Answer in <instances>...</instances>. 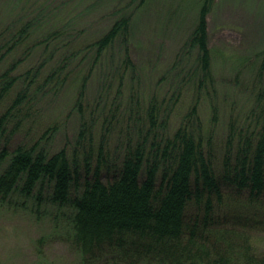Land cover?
Instances as JSON below:
<instances>
[{
	"label": "trees",
	"instance_id": "trees-1",
	"mask_svg": "<svg viewBox=\"0 0 264 264\" xmlns=\"http://www.w3.org/2000/svg\"><path fill=\"white\" fill-rule=\"evenodd\" d=\"M121 1L81 0L79 7L84 11L79 14L71 15L65 10L53 17L49 11L40 10L39 18L33 12L17 19H12L16 7L11 3L12 10L0 21V108L22 78L16 72L35 49L27 43L40 35L41 26L48 31L43 38L46 46L71 35L61 53V64L41 63L27 71L25 76L31 84L0 113L1 201L20 197L24 200L21 205L35 200L38 208L45 201L68 204L70 215L55 216L53 230H65L75 247L78 264H96L116 256L142 264H264V253H257L252 243L247 241L236 252L233 242L214 237L212 231V225L219 222L217 206L223 200L224 189L230 187L247 193L248 202L236 208L233 215L241 225L251 228L264 224L258 209L264 202V47L255 49L252 56L245 55L241 59L244 68L236 73L238 80L244 79V69L252 73L254 78L249 81L254 101L246 108L244 125L234 121L230 124L226 146L231 154L225 155L221 170L215 169L206 150L207 145L212 146L213 135L205 139L199 101L171 132L168 115H162L166 97L159 94L150 95L146 101L139 93L133 94L132 111L146 128L115 158L106 151L103 138L96 143L93 127L86 121L80 122L69 148L51 152L44 145L47 132L30 146L8 148V139L21 120L12 127L10 124L21 113L32 84L47 67L50 69L45 84L58 79L62 71L65 82L70 77L66 69L78 57L83 44L74 33L87 28L81 26L93 4L105 3L117 12L104 30L86 40L84 47L94 52L93 67L99 68L103 78H108L110 69L119 71L120 87L128 71L134 74L138 70L130 45L136 38V15L149 10L152 0H128L127 5L118 8ZM215 4V0L196 1L192 30L183 45V53L188 52L189 78L191 75L192 80L197 79L199 91L214 86V48L209 44L208 16ZM23 44L26 48L18 56ZM117 45L122 47L118 51L122 60H115L119 64L114 56H108ZM81 74L73 82L78 86L75 105L82 113L88 76ZM105 86L103 80L100 87L103 90ZM181 95L179 91L174 105ZM212 110L216 118L218 107L213 105ZM44 191L48 192L47 198ZM43 242L41 238L39 243Z\"/></svg>",
	"mask_w": 264,
	"mask_h": 264
},
{
	"label": "rangeland",
	"instance_id": "rangeland-1",
	"mask_svg": "<svg viewBox=\"0 0 264 264\" xmlns=\"http://www.w3.org/2000/svg\"><path fill=\"white\" fill-rule=\"evenodd\" d=\"M80 1L1 0L0 21L5 20L12 10L11 3L16 7L12 19H17L27 18L33 12L39 18L40 10L44 13L49 11L53 17L65 10H68V14H79L84 11L79 7ZM95 1L92 0L93 3ZM196 1L152 0L149 10L137 13L136 38L130 46L138 70L134 74L129 71L125 74L122 87L119 71L110 69L108 78H103L99 68L93 67L94 52L84 47L87 45L86 40L104 30L117 15L108 4H93L92 10L86 12L83 18L81 27L87 28H80L74 33L79 36V43L83 44L81 51H77L78 57L66 69L70 77L65 82V72L62 71L58 79L45 84L50 69L47 67L32 84L21 113L10 124L12 127L18 119L21 120L20 126L8 139V148L14 150L20 144L30 146L45 132L49 136L44 140V145L51 152L65 146L69 148L79 131L80 122L86 121L93 127L96 143L103 138L106 151L115 158L124 152L122 149L128 147L129 141L133 140L134 143L139 139L140 131L146 126L132 111L130 103L133 94L139 93L145 101L150 95L159 94L161 98L166 97L162 115H168L170 125L167 126L171 132L179 126L192 105L199 101L205 139L213 135L212 146L207 145L206 150L215 169L221 170L225 155L227 152L231 154L226 146L230 124L234 121L240 126L244 125L248 117L246 108L254 101L253 84L249 81L254 78L252 73L244 69V79L241 77L240 81L236 73L244 68L241 59L245 55L252 56L255 49L264 47V0H215L216 4L208 16L209 44L214 48L215 80L214 86L201 91L196 88L197 79L192 80L191 75L189 78L188 52L185 50L183 53L184 41L192 30ZM127 4L128 0H123L118 3L121 6L118 8ZM38 31L41 36L37 34L27 43L35 49L16 72L22 78L0 108V113L20 90L31 84L25 76L27 71L37 68L41 63H48V66L61 64V53L69 44L71 35L46 46L43 38L48 31L42 26ZM24 48L26 44H23L18 56L23 54ZM121 48L117 45L109 53V58L114 56V61H121L118 55ZM78 73H82V77L88 76L82 102L83 114L75 105L78 86L73 81ZM103 80L106 86L102 90L100 86ZM179 91L182 92L181 98L174 105ZM213 105L218 107L216 118ZM161 133L164 131L161 130ZM47 193L44 191L45 198ZM23 201L20 197L6 201L0 199V264H78L75 247L65 230H53L55 216L63 217V213L70 215L69 205L47 204L45 201L38 208L35 200L25 206L21 205ZM247 202L245 191H236L235 187L225 188L223 200L217 206L216 217L219 222L212 225V231L214 237L233 242L236 252L248 241L257 253H264V224L244 227L233 216L236 208ZM258 209L264 218V202ZM41 238L44 239L42 244L39 243ZM96 264L142 263L116 256Z\"/></svg>",
	"mask_w": 264,
	"mask_h": 264
}]
</instances>
